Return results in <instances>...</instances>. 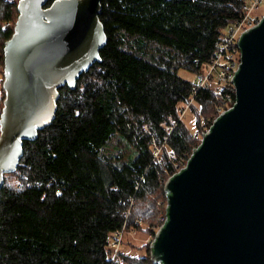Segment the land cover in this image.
I'll list each match as a JSON object with an SVG mask.
<instances>
[{
	"label": "trees",
	"instance_id": "1",
	"mask_svg": "<svg viewBox=\"0 0 264 264\" xmlns=\"http://www.w3.org/2000/svg\"><path fill=\"white\" fill-rule=\"evenodd\" d=\"M100 5L106 36L100 61L79 75L74 89H58L53 121L23 142L16 171L4 176L0 264H153L150 249L148 256L118 254L112 261L110 244L115 233L143 223L154 237L166 217L165 182L200 143L180 119L193 83L178 70L196 75L211 64L243 0ZM16 7L0 0L2 73ZM227 93L199 90L193 106L211 125Z\"/></svg>",
	"mask_w": 264,
	"mask_h": 264
},
{
	"label": "water",
	"instance_id": "2",
	"mask_svg": "<svg viewBox=\"0 0 264 264\" xmlns=\"http://www.w3.org/2000/svg\"><path fill=\"white\" fill-rule=\"evenodd\" d=\"M16 10L3 46L0 189L23 142L53 121L58 89H74L106 43L100 0H18ZM238 47L234 105L165 182L153 264H264V16Z\"/></svg>",
	"mask_w": 264,
	"mask_h": 264
},
{
	"label": "built area",
	"instance_id": "3",
	"mask_svg": "<svg viewBox=\"0 0 264 264\" xmlns=\"http://www.w3.org/2000/svg\"><path fill=\"white\" fill-rule=\"evenodd\" d=\"M261 7L264 8V0H243V5L241 8L242 14L237 21H235L232 25H230L226 29L224 36L222 37V40L219 43L218 50L215 54L213 61L211 62L210 65H208L205 68V72H199L198 74H196V82L193 83L192 95L189 101L184 106V108L181 110L180 117L182 116V114H184L185 109H188L190 105H192L195 94L199 90L208 88V84H210V80H212V78L214 77L221 84V87L228 90V93L225 95L223 102V104H228V106L219 108L217 117L223 112L232 108L235 102V98L233 100L231 97V93L234 94V85L232 80L240 65V50L238 47V42L241 35L246 30L257 25L260 22L261 18L264 16V14L261 17L257 15L254 16V13ZM211 125L208 127V129H206L202 133L201 140L203 134L209 131ZM143 129L144 131H146V127H143ZM165 220L166 217L163 219L162 224L165 222ZM159 228L160 226L157 228V230ZM120 235H121V231L115 233V240H114L115 246L119 245ZM111 259L112 261H116V260L118 261V254L115 252L114 255H112Z\"/></svg>",
	"mask_w": 264,
	"mask_h": 264
},
{
	"label": "rangeland",
	"instance_id": "4",
	"mask_svg": "<svg viewBox=\"0 0 264 264\" xmlns=\"http://www.w3.org/2000/svg\"><path fill=\"white\" fill-rule=\"evenodd\" d=\"M5 1H8L9 3H12V4H17L18 2V0H5ZM263 14H264V8L261 7L254 13V16L257 15L261 17ZM2 24L4 23L2 22ZM6 25L7 24H4V26ZM147 49L151 51L150 47H148ZM150 51H149V54H150ZM203 72H205V70ZM178 76L192 83L196 82V75L186 70L179 69ZM2 83H3V73H2V67L0 65V113L3 107V99H4V91L2 89ZM208 87L211 88L212 90H218L221 88V84L214 77L212 78V80H210V84H208ZM193 105L194 103H192V105H190L188 109H185V112L184 114H182L180 119L182 123L184 124L185 128L190 133H192L195 138H199V140H201L202 133L206 129H208V127L210 126L209 121H211L212 119L208 120L209 118H206V116L203 115L201 108L197 105L194 107ZM225 106H228V104H223L220 108H223ZM218 109H216L215 113L212 115L213 117L216 116V114L218 115ZM199 114L201 115V120H199L197 124L196 118L200 116ZM196 125H199L201 130H197ZM6 181H7V184L14 183L13 178L7 177ZM152 240H153V236L151 235V232L148 229V224L143 223L138 229L123 230L121 231L119 245L115 246L114 241H112L110 244L111 258L115 252L117 254H122L123 256H128L130 258H136V259L144 257V256H148L149 245Z\"/></svg>",
	"mask_w": 264,
	"mask_h": 264
}]
</instances>
